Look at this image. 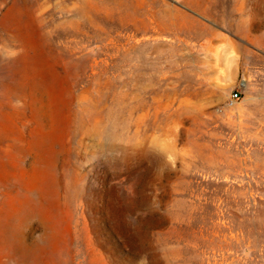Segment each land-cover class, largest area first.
<instances>
[{
  "label": "rangeland",
  "instance_id": "obj_1",
  "mask_svg": "<svg viewBox=\"0 0 264 264\" xmlns=\"http://www.w3.org/2000/svg\"><path fill=\"white\" fill-rule=\"evenodd\" d=\"M0 264H264V0H0Z\"/></svg>",
  "mask_w": 264,
  "mask_h": 264
},
{
  "label": "water",
  "instance_id": "obj_2",
  "mask_svg": "<svg viewBox=\"0 0 264 264\" xmlns=\"http://www.w3.org/2000/svg\"><path fill=\"white\" fill-rule=\"evenodd\" d=\"M220 67L218 76L225 85H234L241 78V56L234 48L222 52L219 58Z\"/></svg>",
  "mask_w": 264,
  "mask_h": 264
},
{
  "label": "built area",
  "instance_id": "obj_3",
  "mask_svg": "<svg viewBox=\"0 0 264 264\" xmlns=\"http://www.w3.org/2000/svg\"><path fill=\"white\" fill-rule=\"evenodd\" d=\"M240 99V94H239V92H234L233 94H232V96H231V100H232V102H236V101H238Z\"/></svg>",
  "mask_w": 264,
  "mask_h": 264
}]
</instances>
